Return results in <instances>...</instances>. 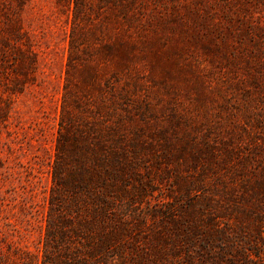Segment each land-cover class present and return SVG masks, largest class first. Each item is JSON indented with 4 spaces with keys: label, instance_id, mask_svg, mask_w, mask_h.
Masks as SVG:
<instances>
[{
    "label": "rangeland",
    "instance_id": "obj_1",
    "mask_svg": "<svg viewBox=\"0 0 264 264\" xmlns=\"http://www.w3.org/2000/svg\"><path fill=\"white\" fill-rule=\"evenodd\" d=\"M215 5L0 0V264L40 262L63 111L104 110L96 116L106 123L104 114L122 115L130 192L141 185L146 194L130 207L133 221L156 224L154 210L204 195L223 204L221 189L249 199L233 204L238 212H255L252 200L264 196V13Z\"/></svg>",
    "mask_w": 264,
    "mask_h": 264
},
{
    "label": "trees",
    "instance_id": "obj_2",
    "mask_svg": "<svg viewBox=\"0 0 264 264\" xmlns=\"http://www.w3.org/2000/svg\"><path fill=\"white\" fill-rule=\"evenodd\" d=\"M211 1L226 13H264V0ZM95 111H63L60 115L39 264H261L264 196L251 193L255 212L251 207L238 212L235 203L249 199L236 201L231 192L221 189L218 195L228 196L223 204L204 195L189 200L184 209L154 210L151 215L156 224H146L142 216L133 221L136 215L130 207L142 203L146 194L141 185L130 192L133 167L127 157L124 119L118 112L104 114L105 119L113 117L106 123L96 116L104 110ZM258 181L264 190V173ZM186 183L185 190L190 181ZM183 196L188 197L186 192ZM231 215L238 218L236 225L230 222ZM143 229L148 230V237L141 235ZM26 264L36 262L29 258Z\"/></svg>",
    "mask_w": 264,
    "mask_h": 264
}]
</instances>
